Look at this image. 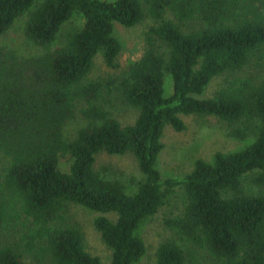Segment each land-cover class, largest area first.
Here are the masks:
<instances>
[{
    "label": "trees",
    "instance_id": "1",
    "mask_svg": "<svg viewBox=\"0 0 264 264\" xmlns=\"http://www.w3.org/2000/svg\"><path fill=\"white\" fill-rule=\"evenodd\" d=\"M147 18L142 57L117 76L89 79L100 54L119 67L115 26ZM20 20L33 49L0 44V226L15 238L0 247V264H25L24 254L36 264H102L67 222L71 205L100 214L94 226L111 264H141L142 225L179 190L182 205L164 220L173 237L159 244L155 264H202L200 253L213 264H264V0H0V38ZM225 75L234 78L196 97ZM114 93L138 110L133 124L106 109ZM78 116L87 125L68 139ZM182 116L215 117L245 146L164 179V131H184ZM102 152L135 157L133 193L97 169Z\"/></svg>",
    "mask_w": 264,
    "mask_h": 264
},
{
    "label": "rangeland",
    "instance_id": "2",
    "mask_svg": "<svg viewBox=\"0 0 264 264\" xmlns=\"http://www.w3.org/2000/svg\"><path fill=\"white\" fill-rule=\"evenodd\" d=\"M114 1V0H105ZM76 24H81L79 16L74 18ZM154 21L151 18L145 19L142 23L132 28L121 25L115 26L114 36L121 43V51L118 56L119 67L112 69L108 67L102 55L96 56L89 79H107L119 75L128 66L139 60L145 52V35ZM23 20L11 29L4 37L0 38V44L14 48L33 49L25 44L20 27ZM250 71V69L248 70ZM248 71L246 73H248ZM251 72H254L253 70ZM226 78L233 79L234 76H220L214 78L201 96L197 98H209L219 91L226 84ZM165 88L171 93L173 81L170 76L165 79ZM106 109L113 118L117 119L123 126L133 124L138 117V110L125 104L118 94H108L103 101ZM186 128L177 132L171 126L164 131L162 143L164 149L159 155L157 168L162 177L181 178L190 173L197 159H204L211 162L216 153H229L243 148L245 142H241L229 136V127L215 117H208L205 121L198 120L194 116H182ZM87 125V122L78 116L71 120L65 127V134L68 139H73L76 133ZM71 157L65 156L60 159V168L68 172L71 166ZM96 167L98 170L107 172L112 178L119 179L129 193H133L141 174L135 157L132 154L111 155L102 152L97 157ZM2 171L0 157V173ZM247 187L253 189L246 179ZM171 198L169 204L163 206L160 211L141 227L139 233L147 245V254L141 264H155V253L160 243L171 239L173 233L165 226L164 220L167 215L177 213L182 205L181 191ZM100 214L92 212L82 206L71 205L68 210L67 222L78 226L84 237V245L88 252L98 256L102 264H111L112 251L105 245L101 234L94 226V220ZM108 217L115 219L114 214ZM15 238L8 236L0 226V247ZM202 264H213V261L206 258L202 253L197 257ZM25 264H36L31 256L24 254Z\"/></svg>",
    "mask_w": 264,
    "mask_h": 264
}]
</instances>
